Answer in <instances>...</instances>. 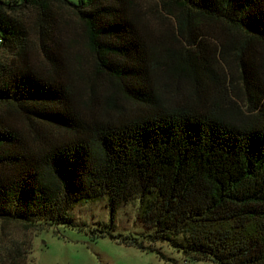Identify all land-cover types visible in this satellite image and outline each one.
Listing matches in <instances>:
<instances>
[{"label":"trees","instance_id":"obj_1","mask_svg":"<svg viewBox=\"0 0 264 264\" xmlns=\"http://www.w3.org/2000/svg\"><path fill=\"white\" fill-rule=\"evenodd\" d=\"M156 1L175 20L172 41L182 39L181 49L156 36L135 0H0V51L10 57L0 60V220L72 226L77 203L108 196L114 228L121 205L138 200L150 243L192 261L264 264V0ZM64 9H73L95 72L110 82L104 96L84 101L73 88L54 35ZM27 11L37 17L49 70L31 64ZM230 31L241 38L244 109L218 90L207 65L215 48L192 51L208 36L224 59L235 52ZM161 71L190 90L161 83ZM124 103L138 109L126 112ZM43 127L65 136L50 139ZM30 253L14 246L0 264H26Z\"/></svg>","mask_w":264,"mask_h":264},{"label":"rangeland","instance_id":"obj_2","mask_svg":"<svg viewBox=\"0 0 264 264\" xmlns=\"http://www.w3.org/2000/svg\"><path fill=\"white\" fill-rule=\"evenodd\" d=\"M135 1L156 36L163 38L164 42L178 49L185 46L182 39H178L179 43L172 41L177 36L176 22L161 11L156 0ZM24 17L27 21L29 46L33 58L31 64L43 71L49 70L50 66L39 50L37 17L32 11L25 12ZM56 17L57 25L54 35L59 49L65 56V62L73 72V88L84 101L93 94L104 96L110 90V82L107 77L95 72L91 51L85 42L82 28L73 9H64ZM206 25L217 32L222 28L219 24ZM229 33L236 40L235 52L232 50L231 54L226 53L224 59L220 52L219 42H215L208 36L203 37L205 45H202V49H192V51L199 56L200 52L206 53L204 48L208 50L215 48V60L207 65L216 74L218 90L224 91L227 88V97L230 95L229 98L231 97L239 107L243 108L247 98L241 80L242 61L239 55L241 38L236 32L230 31ZM258 49L264 55V48ZM245 58L247 55L243 57L244 61ZM3 59L10 60V57L6 52L0 51V60ZM159 74L164 76L161 83L172 86L175 91L185 93L190 90L189 81L167 78L162 71ZM231 83L233 86H230ZM168 94L165 93V96L169 100ZM177 98L178 96H175V100ZM228 103L230 101L227 100L226 105ZM123 105L124 110L129 113L138 109L133 104L124 103ZM11 118L25 130L30 141L38 144L39 140L33 136L32 130L24 120L16 115H11ZM42 129L50 139H61L65 136L63 132L55 129L48 127ZM108 199V196H105L97 201L77 203L70 211L73 219L72 226L46 225L42 222L38 227L0 220V256L14 246L26 249L29 245L31 253L26 257V264H185V262L187 264H215L212 261L185 259L181 253L173 250L166 243H150L148 235L152 230L138 220V200L121 205L115 215L114 228H112ZM101 231L109 235L101 236ZM124 239L136 240L138 244L148 248L152 247L155 251H143L136 245L123 244ZM157 252L163 254L169 261L161 259Z\"/></svg>","mask_w":264,"mask_h":264}]
</instances>
